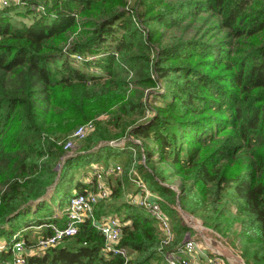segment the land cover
Segmentation results:
<instances>
[{"label": "trees", "instance_id": "obj_1", "mask_svg": "<svg viewBox=\"0 0 264 264\" xmlns=\"http://www.w3.org/2000/svg\"><path fill=\"white\" fill-rule=\"evenodd\" d=\"M128 1L0 5V264H10L13 235L24 232L28 248L36 239L26 229L48 235L65 212L55 204L112 164L120 169L102 174L108 195L93 210L119 218L129 257L102 253L84 218L22 264H167L163 252L189 231L172 203L244 264H264V0ZM136 176L172 219L166 245L123 198Z\"/></svg>", "mask_w": 264, "mask_h": 264}, {"label": "built area", "instance_id": "obj_2", "mask_svg": "<svg viewBox=\"0 0 264 264\" xmlns=\"http://www.w3.org/2000/svg\"><path fill=\"white\" fill-rule=\"evenodd\" d=\"M20 3V0H0V5L8 3ZM79 59V54L75 55ZM91 126L90 120L77 125L69 134L72 137H82L88 128ZM68 139L65 146H71V139ZM114 143L113 141H111ZM118 164L107 166L103 170L95 172V179L90 183L84 192L74 193L70 196L64 212V220L61 224L50 222L48 224L51 232L48 235H39L31 247L24 244L22 238L18 235H13L11 239L12 257L10 264H22L24 262V253L29 249L41 250L47 246L54 245L59 240L76 232L79 223L84 218H89L91 223L99 230L103 237L101 252L104 254H120L127 259L130 255L129 249L121 244H118L121 231V223L119 218L114 213H108L100 218L94 215V206L102 198L107 197L108 189L104 183L102 174L119 170ZM133 185L137 187L136 191L129 193L127 199L129 202L143 208L161 229L160 246L168 244L172 237V224L168 216L160 206V196L155 192L150 191L144 181L136 176L130 177ZM3 245L0 242V247ZM205 259L204 263L208 264H224L222 257L218 255H205L202 250H198V244L192 237H183L180 244L174 249L165 250L163 252V261L167 264H201V258ZM124 264V263H122Z\"/></svg>", "mask_w": 264, "mask_h": 264}, {"label": "rangeland", "instance_id": "obj_3", "mask_svg": "<svg viewBox=\"0 0 264 264\" xmlns=\"http://www.w3.org/2000/svg\"><path fill=\"white\" fill-rule=\"evenodd\" d=\"M132 2H133V0H129L128 4L131 5ZM73 142H74V146H76L77 140H74ZM73 142H72V144H73ZM118 142L121 143L122 141H118ZM92 166H95L96 168H98L100 166V163H97V164L92 165ZM86 170L90 173L92 172L91 167H86ZM75 177H77L79 179L83 178L82 173L80 171L76 172ZM84 179H86V178H84ZM176 182H177V179L173 178L169 182V184L167 183V185H169L171 188H174V184ZM127 195L128 194L124 193L123 198L126 199ZM66 205H67V201H65V200H63L60 205L55 204V206H57L59 208V209H57L58 212L61 211V209L65 208ZM170 205L176 211V214H177L179 220L189 227V231L185 232L184 237L188 236V237L194 238L196 240V243L198 244V250H202L204 253V256L210 255V254L211 255L216 254V255L222 257L225 263H228V264H244L242 259L236 254L234 249L224 240V238L221 237L213 229L203 225L198 216L184 211L176 203H172ZM168 218L170 219V216H168ZM171 221H172V219H171ZM33 230H34L33 228H28L25 230V232L31 234L33 232ZM23 233L24 232H21L19 234V237H21V235ZM204 261H205V259H203V257H202L201 263L203 264Z\"/></svg>", "mask_w": 264, "mask_h": 264}, {"label": "crops", "instance_id": "obj_4", "mask_svg": "<svg viewBox=\"0 0 264 264\" xmlns=\"http://www.w3.org/2000/svg\"><path fill=\"white\" fill-rule=\"evenodd\" d=\"M133 187H134V185H130V188H128V191L130 190H132L133 189ZM130 192H127V193H125V194H129ZM63 214V213H62ZM62 214H58L59 216L60 215H62ZM62 221L61 222H63V220H64V214H63V216L60 218ZM58 224V223H57ZM42 227H43V225H37V226H34V227H32L34 230H33V232L31 233V234H29V238L31 239V240H34V239H36L38 236H39V234H40V232H41V230H42Z\"/></svg>", "mask_w": 264, "mask_h": 264}]
</instances>
